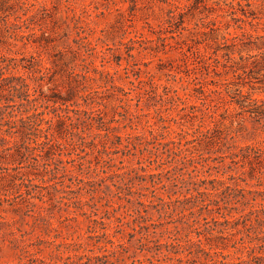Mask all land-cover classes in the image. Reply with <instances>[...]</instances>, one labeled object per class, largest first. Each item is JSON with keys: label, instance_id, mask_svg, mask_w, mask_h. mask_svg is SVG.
Masks as SVG:
<instances>
[{"label": "trees", "instance_id": "1", "mask_svg": "<svg viewBox=\"0 0 264 264\" xmlns=\"http://www.w3.org/2000/svg\"><path fill=\"white\" fill-rule=\"evenodd\" d=\"M130 1L131 7L135 9L138 0ZM186 1L176 4L171 0H161L169 6L166 20L174 30L170 37H157V40L164 43V47H172L167 41L175 40L173 34L180 29L185 30V17L188 15H198L202 26L210 25L212 32L221 31L217 19L207 23L203 21L209 15L202 8L211 12L205 0ZM237 7L238 10L231 5L232 19L236 23L260 21L256 13L244 9L240 3ZM17 19L21 20V17ZM9 23L6 21V37L4 41L0 39V45H6L12 37L25 39L27 36L11 33L7 25ZM238 28L243 29L241 25ZM227 35L223 34L217 39L218 46L227 49L226 56L231 57L237 51L241 60H251L252 70L261 73L264 79V54H248L259 49L256 40L262 36L250 32H243L241 36ZM129 42L134 44L135 41ZM84 47L89 58H93L94 53L98 54L100 64L95 59H83V65L68 66L63 60L64 54L59 53V59L53 60V66L49 67L42 59L34 56L15 59L0 51V192L5 193V196L10 193L13 197L9 200L13 203L22 198L23 202L35 205L31 200L43 201L45 195L42 190L52 187L55 192L64 193L65 188H68L70 195L74 196H62L58 202L67 207L73 204L76 213L74 218L85 216L95 225L89 226L91 235L87 237L89 243H85L92 247L90 252H94L95 248L99 252L75 255L81 261L85 259L83 264H116L119 261L125 264L131 257L127 254L132 247L139 254L148 252L149 256L144 255V258L131 264H156L154 259L161 254L167 264L173 261L182 264L181 255L200 260L202 257L205 260L203 263L216 264L217 260L211 255H221L222 250L228 249V246L246 251L247 258L240 259L237 264H260L264 253V236H256L249 241H258L257 245H246L244 237L237 240L235 235L242 232L240 225L247 228L248 223L251 226L253 223L264 224V189L242 187L239 180H245L240 176L220 178L212 177L210 173V177L199 178L197 174L205 169L209 172L211 161L222 162L223 158L228 157L235 165H249L251 180H260L264 176V140L260 145H230L228 133L221 129L222 122L211 113L208 106L203 109L189 105L177 90L167 85H158L150 78L144 80L136 74L135 80L130 81V92H126L116 83L119 70L111 71L106 67L105 62L109 61H106L105 52L98 51L97 44L92 41ZM134 49V46L126 48L131 58H134L131 54ZM243 52L247 53L246 58ZM120 60L115 59L118 66H121ZM128 67L124 68L126 78H129ZM185 67L189 69L188 62H185ZM52 70L64 71V78L61 74V85L65 92L54 97H43L46 78ZM52 80L49 79L56 88L59 87V83ZM116 90L127 99L134 93L138 99L137 108L141 99L147 96L148 99H157L160 104L171 102L176 106L177 114L166 116L159 109L155 111V116L147 119L150 135H119L114 132L117 127L111 126L118 121L108 119L106 112L100 108L102 105L107 108L105 100L110 97L118 99L120 104L123 102ZM80 100L90 109L83 111L71 108L80 105ZM236 100V104L250 107L253 114L264 118V108H261L264 107V100L261 105L257 99ZM119 107L129 115L130 124L140 116L138 110L133 112L123 105ZM170 121H174L180 128L178 139L168 140L163 135ZM185 126L192 131L184 130ZM86 130H90L89 134H86ZM77 151L84 155L77 153L78 158H74ZM89 153L95 155L96 168L92 169L93 172L99 169L98 173L104 174L97 179L98 189L92 185V181L74 175V162H78L77 169L80 172L86 165L90 168L92 161H82ZM212 154L219 155L211 160ZM65 155L69 156L68 159L62 160L61 156ZM117 158L120 159L118 164L115 162ZM127 158L131 163L129 166L125 165ZM167 164L170 167L166 170L164 166ZM60 177L69 178L57 182ZM36 181L48 184L40 185ZM74 185L76 189L73 190ZM259 185L263 186L264 182ZM136 187L139 190H135ZM103 188L107 189V193ZM96 191L98 196L94 195ZM81 192L90 196L91 204L79 198ZM101 192L106 195L102 196ZM23 202L15 204L19 206ZM85 206H89L90 213L85 210ZM122 210H125V214L118 217L117 214ZM151 210L166 218V221L153 222L149 216ZM99 213L102 216L98 217ZM126 218L131 219L125 221ZM211 222L213 227L216 225L215 228ZM166 224L174 225L173 229L167 228ZM179 225L188 229L187 234L181 237L178 236ZM218 225L224 226L223 229H219ZM96 226L100 228L99 233ZM215 233L221 236L214 237L212 243L208 236ZM224 235L234 236V242L227 245V237ZM136 236L138 239H135ZM164 236L171 242L161 243ZM161 245L165 246V253L159 248ZM84 246V243H78L77 249Z\"/></svg>", "mask_w": 264, "mask_h": 264}, {"label": "rangeland", "instance_id": "2", "mask_svg": "<svg viewBox=\"0 0 264 264\" xmlns=\"http://www.w3.org/2000/svg\"><path fill=\"white\" fill-rule=\"evenodd\" d=\"M93 1L95 2L93 3ZM171 1L176 4L187 2L186 0ZM205 1L211 12L202 8V11L209 15L203 21L207 23L209 20L217 19L221 31L212 32L210 25L202 26V22L198 21V15H188L185 17V30L180 29L173 34L175 40L169 39L167 41L172 47H164V43L157 40V37H170L174 30L166 20L169 6L163 4L161 0H138L135 9L131 7L130 0H0V39L4 41L6 37V21H10L7 25L11 33L27 35L25 39L10 38L6 45H0V51L2 54L15 59L34 56L36 59H42V62L49 67L53 66L51 63L53 60L59 59V53L64 54L63 60L67 62L68 66L83 65V59H95L97 64H100L97 53H94L93 58H89L86 53L84 45L92 41L97 44L98 51L105 52L106 61H109L105 62L106 67L111 71L119 70L116 83L126 92H130V81L135 80L136 74L144 80L150 78L158 85H167L171 89L177 90L189 105H197L203 109L208 106L211 113L222 122L221 129L228 133L230 145H260L264 140V118L253 114L250 107L236 104V99H257L261 105V101L264 100V79L261 73L252 70L251 60H241L237 51L231 57L226 56L227 49L220 48L217 39L223 34L227 35V33L231 36H241L243 32H250L262 37L256 40L259 49H254L248 54H264V0ZM238 3L244 9L256 13L260 17V21L236 23L232 19L231 5L238 10ZM32 14L34 17H30ZM19 16L21 20L17 19ZM23 20L25 22H22ZM238 25H241L243 29H239ZM130 40L135 41L134 44L129 42ZM219 42L222 43L223 41ZM131 46L135 47L131 52L134 58H131L126 51V48ZM243 55L244 58L248 56L246 52H243ZM115 59H121V66L116 64ZM185 62H188L189 69H186ZM129 65H131L130 68ZM126 67L129 68V78H126V71L124 70ZM63 73V70L51 71L46 78L43 97H54L58 93L63 94L65 92L61 85V74L63 78L65 77ZM49 79L57 81L59 87L56 88ZM145 87L149 88V86ZM161 91L160 88L159 92ZM116 94L123 99L121 104L118 99L110 97L105 100L107 108H104L103 105L100 108L106 112L108 119L113 118L118 121L113 122L111 126L117 127L114 132L119 135H150L148 124H146L147 119L155 116V111H159V109L166 116L177 114L176 106L172 105L171 102L160 104L161 102L157 99H148L147 96H144L139 108H137L138 99L134 93L129 95L130 99H127L117 90ZM79 103L80 105H74L71 108L83 111L90 109L83 104L82 100ZM120 105L133 112L138 110L139 118L130 124L129 115L126 114L125 109L119 107ZM179 105L182 106L180 103ZM166 108H171V110L167 111ZM143 113H151V115L145 116ZM167 126L168 129L163 131L164 137L168 140L178 139L180 128L175 122L170 121ZM188 127L185 126L183 129L191 132L192 130H189ZM89 132L90 130H86V134ZM188 137L191 138V136ZM64 153L66 152L64 151ZM77 153L84 155V153L77 151L74 153L76 159L78 158ZM218 155H210L212 156L211 160L217 158ZM222 155L224 156V154ZM68 157L66 155L61 156L62 160H67ZM130 159H134V157H130ZM223 159L222 162L210 160L212 168L209 172H206L207 169H205L202 173H198L199 178L210 177V173L212 177L218 176L220 178L240 176L245 180V182L239 180L242 187L264 189V185H259L260 182H264V176L260 180H251L249 165H235L230 158ZM89 160L93 162L92 165L90 168L86 165L81 172L77 169L78 162H74V175L80 176L86 181H92V185L94 184V187L98 189L97 179L104 174L98 173L99 169L97 172H93L92 169L96 168L94 154L89 153L82 161ZM119 160L117 158L115 162L118 164ZM125 165H131L129 158L125 160ZM169 167L170 164L164 166L166 170ZM68 178L60 177L57 182L65 181ZM36 183L48 184L39 181ZM58 189H61V186H58ZM72 189H76V186L74 185ZM103 189L107 193V189ZM135 190H139V187H136ZM65 191L64 193L55 192L52 187H48L42 190L45 195L43 201L32 199L31 201L35 204L33 205L23 202L22 198H18L15 200L17 203H24L19 206L15 204L16 202L13 203L12 200H9L13 197L10 193L5 196V193L0 192V264H83L85 259L81 261L75 255L99 252L97 248L94 249V252H90L89 249L92 247L86 244L89 243L87 237L91 235L89 226L94 227L95 225L85 216L78 215L77 219L74 218L76 213L73 204L71 207H67L58 202L62 196L70 197L72 195L68 192V188H65ZM105 192L100 194L105 196ZM94 195L98 196V191ZM78 196L81 200L92 203L90 196L85 192H81ZM66 201L71 203L69 200ZM85 210L90 213L89 206H85ZM124 211H120L117 216L124 215ZM100 216L102 213H99L98 217ZM149 216L153 222L166 221V218L160 217L155 210L149 211ZM128 219L126 218L125 221ZM165 226L170 229L174 227L172 224ZM211 226L213 227L212 222ZM215 226L214 224L213 228ZM96 227V231L99 233L100 228ZM218 227L223 229L224 226L218 225ZM179 229V237L188 232V229L184 228L183 225H179ZM239 229L242 232L235 235V238L239 240L244 237L246 245H257L258 241L252 243L249 241L255 239L256 236H264V224L253 223L251 226L248 223L247 228L240 225ZM216 236L221 235L215 233L208 237L213 243ZM223 237H227L225 239L227 245L234 242L232 235H224ZM135 239H138V236ZM169 241L170 239L166 236L161 238L163 244ZM78 243H84V248L77 249ZM159 248L165 253L164 245ZM134 250L132 247L127 254L131 257L125 264H131L148 254V252L139 254L138 251ZM181 256H183L182 264H205L202 257L200 260L197 257ZM211 256L217 260L216 264H237L240 259L247 258V253L228 246V249L222 250L221 255ZM262 256L263 259L259 262L260 264H264V253ZM164 259L163 254H161L154 259V262L167 264ZM123 263L119 261L116 264ZM172 264L180 263L173 261Z\"/></svg>", "mask_w": 264, "mask_h": 264}]
</instances>
